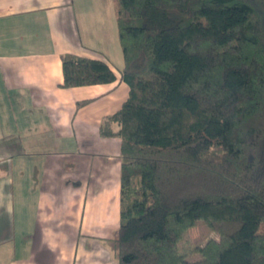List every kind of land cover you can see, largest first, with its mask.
Segmentation results:
<instances>
[{
    "label": "trees",
    "instance_id": "1",
    "mask_svg": "<svg viewBox=\"0 0 264 264\" xmlns=\"http://www.w3.org/2000/svg\"><path fill=\"white\" fill-rule=\"evenodd\" d=\"M115 2L129 92L99 130L121 140L117 264H264V0ZM61 62L64 87L115 80ZM198 220L215 237L181 249Z\"/></svg>",
    "mask_w": 264,
    "mask_h": 264
},
{
    "label": "crops",
    "instance_id": "2",
    "mask_svg": "<svg viewBox=\"0 0 264 264\" xmlns=\"http://www.w3.org/2000/svg\"><path fill=\"white\" fill-rule=\"evenodd\" d=\"M115 11L0 0V264H117L121 140L99 130L129 92ZM64 53L105 61L115 80L62 86Z\"/></svg>",
    "mask_w": 264,
    "mask_h": 264
},
{
    "label": "rangeland",
    "instance_id": "3",
    "mask_svg": "<svg viewBox=\"0 0 264 264\" xmlns=\"http://www.w3.org/2000/svg\"><path fill=\"white\" fill-rule=\"evenodd\" d=\"M210 237H215V233L212 232L202 220H198L196 222V225L186 232L185 237L182 239V241L179 244V247L181 249H184L187 246H191L194 244H201L203 243V241H205ZM108 243L111 247L114 245V241L112 240L111 237L108 239ZM112 250L113 249H111V251ZM191 256L193 259L199 257V255L196 254L195 255L192 254Z\"/></svg>",
    "mask_w": 264,
    "mask_h": 264
}]
</instances>
